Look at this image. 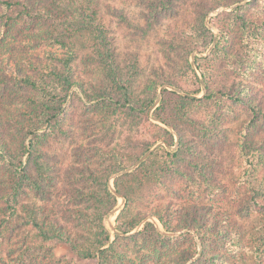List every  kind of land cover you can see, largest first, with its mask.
I'll return each instance as SVG.
<instances>
[{
	"label": "rangeland",
	"instance_id": "374dc122",
	"mask_svg": "<svg viewBox=\"0 0 264 264\" xmlns=\"http://www.w3.org/2000/svg\"><path fill=\"white\" fill-rule=\"evenodd\" d=\"M159 1L65 0L63 4H58L59 6L53 5L57 15L52 17L42 16L36 10L32 11V15H27L19 11V8H22L21 5L0 2V47L12 50L16 55L25 52L29 58L40 59L43 57L39 55L43 54L45 49L62 53L67 48L62 42L73 43L76 48L75 57L71 73L66 74L73 75L83 84V87L78 85L70 87L68 82L63 84L58 81L50 82L53 86L51 91L53 94L48 98L53 99V113L57 112V115L45 127L28 134L23 141L30 149L31 142L44 140L43 147L54 152L59 162L65 167L88 162L92 166L102 168L106 163L102 162V156H93L94 146H101L107 150L115 146L120 150L130 151L133 146L130 145L131 149L125 146L130 140L140 148L141 142L150 138L152 124H158L172 133L175 143L170 146L160 139L150 147L146 155L158 145L177 147L180 134L184 136L189 146L186 149L183 148L181 151L183 158L177 162L179 169L183 172L166 176L163 184L158 183L157 190L150 192L149 189L153 200L151 203L155 205L172 199L186 206L211 204L212 208L232 213L249 229L261 228L262 232L264 207L259 202L264 201L262 188L264 161L257 156H244L240 143H244L247 139L263 138L264 126L256 127L253 123H249L248 104L235 102L218 94L214 100L206 99L203 102H196L184 111L186 114L184 116L179 113V110L175 111L173 115L177 128L157 118V108L160 106L164 89L176 91L182 95L187 93L168 82L159 85L157 91L153 88L148 89V94L145 93L146 86L152 83L153 78L159 81L176 79L186 83L191 80L186 68L180 69L174 64L181 55H178L176 50L170 49L169 41L183 39L176 31V21L181 19L182 14L189 13L188 9L192 8L193 2L192 0H173L168 9H156L155 4L160 3ZM247 2H250L246 6L248 16L261 18L264 14V0H241L208 14L207 26L214 35V41L204 53L197 50L189 53L192 66L202 85V91L199 94H189L190 96L201 98L207 92L206 82L197 67L195 57L196 55L206 57L215 47L220 31L213 22V20L216 21L214 17L222 12H230L234 7ZM256 23L260 25L261 21ZM97 26L103 29L111 39L107 42L110 45L109 50L115 55L114 63L106 58L103 52H99L91 41L94 38L91 36L94 35L89 34L86 28L95 30ZM32 33L42 34L46 41L26 50L19 42ZM196 42L197 40L195 45H197ZM239 44L238 41L236 46L239 47ZM104 52L108 51L104 50ZM170 55L173 57L171 58ZM228 62L234 63L233 59L221 56L218 66ZM112 66H115L116 74L114 71L111 72ZM255 66H258V71L249 67L250 70L259 79L264 80V53L259 56ZM61 69L63 70L62 67ZM226 69V75L215 77L212 86L225 82L230 85L235 80L240 82L239 86L248 83L257 86V91L264 90V83L254 81L253 76L247 79L239 68L235 67L233 70L231 65L227 64L220 71L223 73ZM115 80L131 90L132 103L125 105L122 99L121 104L115 105L119 99L117 95L111 93L116 87ZM37 90L41 93L40 89ZM37 90H32L30 86L22 84L15 78L7 77L6 81L0 79V99L5 104H9L10 109L16 104L30 108L32 102L40 96ZM100 94H111L112 101L106 102L102 97L99 98ZM31 96L35 97L31 98ZM18 116L21 115L18 114ZM260 122L264 123L263 117ZM8 140L14 145L16 140L20 142L22 138L9 136ZM15 147L17 148L16 145ZM29 154L30 150L23 155L24 163H27ZM17 166H19L17 161L12 158L5 159L0 154V201L15 178ZM136 166L126 168L110 177L113 191L115 190L114 177L129 172ZM125 170L128 171L123 172ZM125 202L126 198L119 196L118 204L106 216V225L113 234L118 232L115 227L116 217ZM147 220L154 222L158 232L166 236H179L186 232L185 228L167 231L157 217L149 215L136 229L125 235L140 231ZM4 224L7 225L6 222L2 225ZM2 225L0 224L2 232L0 234V264H97L99 262V260L79 258L70 245L62 240L41 239L35 228L26 223H20L17 219H11L7 227ZM192 232L196 235L193 230ZM195 239L199 251L187 264L200 256L202 244L197 235ZM186 241L179 239L178 244L183 247L187 244ZM163 242V238L156 235L150 236L148 240L139 237L131 244L125 245V250L135 260V264H139L140 257L144 258V262L148 264H171L169 259H156L146 255L153 254L156 248H161ZM212 245L215 250L222 251L217 242ZM175 249L173 244L163 247L167 253ZM234 261L237 260L234 259ZM241 263L254 264V259L247 256L244 263L234 262V264ZM208 264L214 263L208 260Z\"/></svg>",
	"mask_w": 264,
	"mask_h": 264
},
{
	"label": "trees",
	"instance_id": "16d2710c",
	"mask_svg": "<svg viewBox=\"0 0 264 264\" xmlns=\"http://www.w3.org/2000/svg\"><path fill=\"white\" fill-rule=\"evenodd\" d=\"M239 1L241 0H192L193 6L188 9L189 13L182 14L181 19L176 21V31L183 39L170 40L169 47L181 55L180 60L178 59L174 64L180 69L186 68L191 80L186 83L176 79L160 80L161 82L157 78L151 79L152 83L146 86V94L149 93L148 89L154 88L157 91L158 86L165 82L187 93L182 95L176 91L164 89L160 106L157 108V118L178 128L174 122L175 111L179 110V113L184 116L186 115L184 111L196 102H203L206 99L214 100L220 94L232 101L248 104L249 123H253L256 127L264 126V123L260 122L261 118H264V90L257 91V86L248 83L239 86L240 82L235 80L230 85L225 82L212 86L215 77L226 75L227 69L223 73L220 70L227 64H230L233 70L235 67L239 68L247 79L253 76L254 81L264 83V80L259 79L250 70V68L259 70L255 63L264 53V14L261 18L248 16L246 6L250 2L214 17L216 21L213 20V22L220 31L215 47L208 56L196 55L195 57L197 67L206 82L207 92L201 98L189 95L199 94L202 91L201 81L192 66L189 53L195 50L204 53L214 41V35L207 26L208 14ZM0 2L21 5L22 8L20 7L19 11L27 15H32V11L36 10L42 16L52 17L57 15L53 5L59 6L58 4H63L65 0H0ZM159 2L155 4L156 9H168L173 0ZM259 20L260 25L256 23ZM86 29L89 34L94 35L91 36L94 37L91 41L98 51L103 52L102 54L114 63L115 55L109 50L110 45L107 42L111 39L105 31L98 26L95 30ZM195 40L197 45L194 44ZM43 41H46V38L42 34L32 33L19 44L26 50H30L29 48ZM238 41L239 47L236 46ZM62 44L67 47L64 52L45 49L43 54L39 55L43 57L40 59L29 58L25 52L16 55L12 50L0 47V79L6 81L7 77L15 78L22 84L30 86L32 90H41V93L37 90L40 96L32 102L30 108L16 104L10 109V105L0 99V154L5 159L12 158L19 164L15 167V178L9 190L4 193L0 201V224L6 222L8 225L11 219H17L20 223H26L35 228L41 239L62 240L70 245L79 258L99 260L97 264H135V260L125 250V245L131 244L139 237L148 240L153 235L163 238L164 242L161 248L154 250L153 254L146 255L156 259H169L171 264H187L197 255L199 249L196 235L201 241L202 249L200 256L190 264H208V260L214 264H230L231 262L234 264L240 261L244 263L247 256L254 259V264H264V230L261 232V228L249 229L232 213L212 208L211 204L186 206L172 199L155 205L151 203L153 200L149 193L157 190L158 183L163 184L165 177L175 172H183L179 169L177 162L183 158L181 152L183 148L186 149L189 145L187 146L180 131L177 147L158 145L148 155H146L147 151L160 139L170 146L175 143L172 133L158 124H152L151 136L141 142L140 148L130 140L128 144H125L129 149H131L130 145L133 146L130 151H123L115 146L110 147L109 150L94 146L93 156H102V162L106 163L102 168L92 166L88 162L65 167L59 162L54 152L43 147L44 140L41 139L31 142L30 149L27 147L23 141L27 135L45 127L57 115V112L53 113V99L48 98L53 94L51 92L53 86L50 82L58 81L62 84L68 82L70 87L73 85L83 87L81 81L73 75L66 74L71 73L76 48L73 43L62 42ZM221 56L233 59L235 64L228 62L218 66ZM170 57L173 56L170 55ZM204 60L206 62H203ZM112 67L111 72L114 71L116 74L115 66ZM115 81L116 87L111 91L112 95H117L119 98L115 105L121 104L122 99L125 105L132 103L131 90ZM110 95L100 94L98 97L111 102ZM9 136L22 138V141L16 140L17 142L13 145L8 140ZM240 146L244 156H257L264 161V137L247 139L244 143H240ZM29 150L27 163H24L22 157ZM135 165L137 166L131 171L114 177L115 193L110 185V177ZM59 182L61 184H58ZM262 188L264 189V184ZM119 196H124L126 202L116 217L115 227L118 232L113 234L107 227L105 219L108 212L118 204ZM51 200L52 203H50ZM259 204L264 207V201ZM149 215L157 217L167 231L185 228L186 232L179 236H166L158 232L154 222L147 220L140 231L125 235L136 229ZM261 224L264 228V219ZM7 225L2 226L7 227ZM179 239L187 240V244L182 247L178 244ZM216 242L222 251L213 248L212 243ZM172 244L175 245V250L170 253L163 250L164 246L169 247ZM139 259V264H148L144 262V258ZM234 259L237 261L233 262Z\"/></svg>",
	"mask_w": 264,
	"mask_h": 264
},
{
	"label": "water",
	"instance_id": "95a60500",
	"mask_svg": "<svg viewBox=\"0 0 264 264\" xmlns=\"http://www.w3.org/2000/svg\"><path fill=\"white\" fill-rule=\"evenodd\" d=\"M126 171H128V170H125V171H123V172H126ZM123 172H121V173H123ZM115 191V190H114ZM116 192V191H115Z\"/></svg>",
	"mask_w": 264,
	"mask_h": 264
}]
</instances>
